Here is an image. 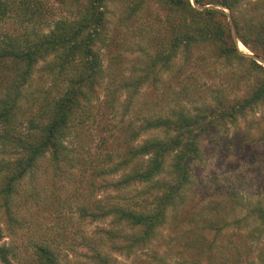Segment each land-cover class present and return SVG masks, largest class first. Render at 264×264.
<instances>
[{
    "label": "rangeland",
    "instance_id": "rangeland-1",
    "mask_svg": "<svg viewBox=\"0 0 264 264\" xmlns=\"http://www.w3.org/2000/svg\"><path fill=\"white\" fill-rule=\"evenodd\" d=\"M41 1L47 5L48 17L52 20L37 24V31L49 32L54 20L65 12L60 0ZM244 2L236 10V16L244 23H264V0ZM194 4L200 9L205 6L223 9L229 15L241 52L264 65V59L237 36L229 8L213 3ZM110 9V38L100 45L104 62L103 76L96 87L100 98L92 102L98 118L85 119L82 125H74L71 134L63 139L67 151L60 163L54 164L51 153H48L33 172L21 179L11 199V213L6 212L5 196L0 195V233L3 234L0 244L11 251L8 260L0 261V264H39L41 246H50L61 264H97L91 261L92 250L84 244L88 240L96 241L114 264H264V237L254 233V227L259 223L254 218H244L250 201L264 199V102L238 117L236 122L224 127L214 125L205 132L201 140V156L192 163V178L187 185L189 199L182 206L168 211L167 223L148 246L131 255L112 251L108 243L101 242L103 237L97 231L100 227L114 228L113 218L94 221L91 216L84 217L85 208L99 203H117L129 192L97 187L91 190L90 183L100 179L99 174H93L91 166L111 149L119 153L116 160H122L130 145L137 147L149 137L164 136L157 129L141 135L131 144L126 134L129 123L138 125L144 115H170L176 107L194 111L196 105L214 104L216 94L225 95L229 102H236L246 95L256 80L247 68L248 63L234 61L228 64L217 57L212 47L202 43L201 48L192 49L193 57L188 61L185 53H180L174 67H157L144 86L133 93L130 83L146 74L151 62L150 53L156 52L157 44L167 35V22L160 20L166 18L165 10L152 4L150 9L136 15L131 23L143 24L148 20L152 23L147 29L150 32L140 34L131 32L130 25L119 24L124 15L120 0H114ZM7 33L14 37L23 35L24 26L17 18H8L0 22V36ZM258 51L264 55V45ZM57 57L58 54L51 53L42 58L23 85L19 120L24 121V127L30 126L29 119L46 102V97H50L46 89L57 87L47 69ZM20 72H23L22 68L16 70L15 65L7 70L0 67V87L9 86L14 77L20 79L19 83ZM61 80L60 77L58 81ZM187 84L200 88L186 95L187 90L183 89ZM65 85L67 81H63L59 88L63 89ZM79 113L75 114L74 123L78 122ZM0 150L5 152L0 153V160L5 157L10 160L15 155L1 146ZM76 155L83 164L72 167L70 164ZM171 159L172 155L167 159L168 167ZM85 176L86 182L81 184L80 179ZM145 189L146 185L137 187V191ZM235 193L237 196H232ZM149 195L150 202H153L154 195ZM236 202H240V207ZM237 219H243L241 224L238 225ZM124 230L130 231L127 226Z\"/></svg>",
    "mask_w": 264,
    "mask_h": 264
},
{
    "label": "trees",
    "instance_id": "trees-1",
    "mask_svg": "<svg viewBox=\"0 0 264 264\" xmlns=\"http://www.w3.org/2000/svg\"><path fill=\"white\" fill-rule=\"evenodd\" d=\"M120 1L124 15L119 24L130 25L133 33L145 34L149 31L147 29L152 26L150 20L143 24L131 21L136 15L150 9L152 4L165 10L166 18L161 17L160 20L167 22V35L157 44L156 52L150 53L151 62L146 74L135 83H130L133 93L144 86L150 73L157 71V67H174L180 53H185L188 61L193 57L192 49L196 46L201 48L203 44L212 47L217 57L228 64L245 61L250 74L256 77L246 95L236 102H229L225 95L216 94L213 96L214 104L196 105L194 111L176 107L166 116L141 115L138 125L135 126L134 122L128 124L126 134L131 144L141 135L157 129L164 136L149 137L137 147L130 145L122 160H116L115 156L119 153L111 149L91 166L93 174H99L100 177L99 181L90 183L91 190L97 187L101 190L129 192L117 203H99L85 208L83 215L91 216L94 221L112 217L114 228L100 227L97 231L103 237L101 242L108 243L112 251L131 255L156 238L158 230L167 223L171 208H178L188 201L187 185L192 178V163L201 156V140L205 132L214 125L224 127L236 122L238 117L264 102V65L253 56L241 52L229 15L223 9L205 5L213 3L229 8L239 39L263 59L264 55L258 50L264 45V23H244L236 16V10L245 0H195L197 4L205 6L203 9L197 7L193 0ZM113 2L60 0L65 13L54 20L49 32H41L37 31V24L50 23L51 19L48 17L50 11L47 5L41 0H0V22L13 17L24 26L23 35L14 37L7 33L0 36V67L7 70L15 65L16 70L22 68L23 71L20 72L19 83L20 79L14 77L9 86L4 89L0 87V146L17 155L10 160L6 157L0 160V195L5 196L3 205L7 213L12 212L11 199L21 179L33 172L48 153H51L54 164L60 163L67 151L63 139L71 134L72 128L77 123L82 125L85 119L98 118V113L92 109V102L100 98L96 89L104 71L100 45L110 38L108 23ZM51 53L58 54L55 62L47 65L57 87L46 89L50 97H46V102L29 119L30 126L24 127V121L19 120L23 85L37 63ZM16 75L19 76V73ZM60 77L62 80L58 81ZM63 81H67V85L60 89ZM199 88V85L187 84L183 90H187V95ZM129 97L128 105L132 95ZM78 112V122L74 123ZM3 150H0L2 155L5 154ZM170 155L172 159L168 167L167 159ZM78 164L83 162L76 155L70 166ZM85 182L86 176L80 179L81 184ZM138 185H146L147 189L137 191ZM149 194L154 195L153 202H150ZM235 204L239 207L241 205L240 202ZM246 207L245 220L254 218L259 223V226L254 227V233L258 232L264 237V199L250 201ZM242 220L237 219L238 225ZM124 226L130 231H125ZM2 235L0 233V240ZM84 244L92 250L91 261L114 264L96 241L88 240ZM10 252V248L0 244V261H7ZM38 252L39 264H61L50 246H41Z\"/></svg>",
    "mask_w": 264,
    "mask_h": 264
},
{
    "label": "water",
    "instance_id": "water-1",
    "mask_svg": "<svg viewBox=\"0 0 264 264\" xmlns=\"http://www.w3.org/2000/svg\"><path fill=\"white\" fill-rule=\"evenodd\" d=\"M193 3H195V0H193Z\"/></svg>",
    "mask_w": 264,
    "mask_h": 264
}]
</instances>
